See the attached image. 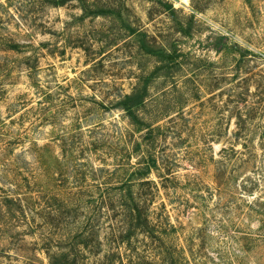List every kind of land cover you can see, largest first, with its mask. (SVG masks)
I'll return each mask as SVG.
<instances>
[{
  "label": "rangeland",
  "instance_id": "obj_1",
  "mask_svg": "<svg viewBox=\"0 0 264 264\" xmlns=\"http://www.w3.org/2000/svg\"><path fill=\"white\" fill-rule=\"evenodd\" d=\"M169 1L0 0V264H264V0Z\"/></svg>",
  "mask_w": 264,
  "mask_h": 264
},
{
  "label": "trees",
  "instance_id": "obj_2",
  "mask_svg": "<svg viewBox=\"0 0 264 264\" xmlns=\"http://www.w3.org/2000/svg\"><path fill=\"white\" fill-rule=\"evenodd\" d=\"M42 4H48L50 6H59L64 3L65 0H39ZM80 3H83L82 10L85 11V9L89 10L92 15H104V14H115L120 15L121 18L127 17L126 15L122 16L123 12H126L128 10V7L126 4L128 3V0H77ZM151 3V8L148 10L147 15L148 17H151V13L153 12L154 7H160L162 11H164L167 15V17L173 21L175 19V14L178 12V9L174 7L173 2L169 0H148ZM191 2V8L193 11L199 12L202 9L198 8L194 4V0H190ZM97 3V4H96ZM38 4V0H34L33 4H30V6H34ZM2 6V5H1ZM95 6L94 9L91 7ZM33 8V7H32ZM124 19V18H123ZM128 21V20H127ZM132 24H128L126 27L129 30V33L131 35H135L137 42H138V48L144 52L145 55L149 56H155L157 57V62L160 63L158 67H165L167 65L173 64L176 60V55L173 54H167L168 51L165 48H162L156 46L155 43L151 42L150 39H148V34L144 30H139V28L132 27ZM2 24V17L0 16V50L1 51H12L15 53H21L23 50L27 47L24 46V44L15 41L11 36L3 35L1 32ZM182 24L178 23V26L176 24V28L178 31H182ZM34 66H29L28 69H34ZM157 67V68H158ZM5 71V70H4ZM4 73V74H3ZM7 75V71L3 72V70H0V79L5 77ZM4 79V78H3ZM2 81V80H1ZM0 81V82H1ZM147 85V84H146ZM148 95L147 93V86L142 85L138 88H135L132 90L130 94H126L124 98L120 101L121 108L126 112L128 118L133 121V119H136L135 113L137 112V109L143 105L145 102V97ZM142 124L141 122H139ZM148 125L146 126V128ZM152 160V164L154 165V160ZM142 186L146 185L149 186L152 181L146 180L141 182ZM142 208H145V204H142ZM136 204L132 210H130L129 217L132 221H134V227L140 228L143 231L152 232L153 229H151L148 225L149 220L148 217L143 214L137 207ZM51 264H60L59 262H51Z\"/></svg>",
  "mask_w": 264,
  "mask_h": 264
}]
</instances>
